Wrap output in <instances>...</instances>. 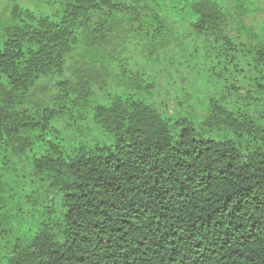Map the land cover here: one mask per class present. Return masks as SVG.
Returning <instances> with one entry per match:
<instances>
[{"label":"trees","instance_id":"16d2710c","mask_svg":"<svg viewBox=\"0 0 264 264\" xmlns=\"http://www.w3.org/2000/svg\"><path fill=\"white\" fill-rule=\"evenodd\" d=\"M0 264H264V0H0Z\"/></svg>","mask_w":264,"mask_h":264}]
</instances>
